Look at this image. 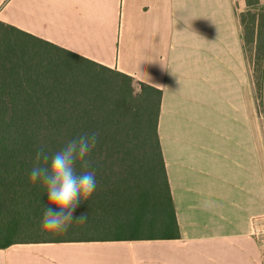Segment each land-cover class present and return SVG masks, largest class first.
<instances>
[{"label": "crops", "instance_id": "0c3cea01", "mask_svg": "<svg viewBox=\"0 0 264 264\" xmlns=\"http://www.w3.org/2000/svg\"><path fill=\"white\" fill-rule=\"evenodd\" d=\"M234 0H0V27L162 91L177 239L17 243L0 264H264V128ZM17 30V32H16Z\"/></svg>", "mask_w": 264, "mask_h": 264}, {"label": "trees", "instance_id": "16d2710c", "mask_svg": "<svg viewBox=\"0 0 264 264\" xmlns=\"http://www.w3.org/2000/svg\"><path fill=\"white\" fill-rule=\"evenodd\" d=\"M241 17L244 48L255 47L251 79L260 110L264 19L252 10ZM12 33L0 27V249L179 238L158 135L162 91L51 43L36 40L30 53L17 51ZM93 131L99 133L91 154L97 188L76 210L88 214L87 222L63 234L42 231L47 197L40 182L29 180L37 150L55 152Z\"/></svg>", "mask_w": 264, "mask_h": 264}, {"label": "clouds", "instance_id": "9594fccd", "mask_svg": "<svg viewBox=\"0 0 264 264\" xmlns=\"http://www.w3.org/2000/svg\"><path fill=\"white\" fill-rule=\"evenodd\" d=\"M98 138V132H84L55 152L46 150L44 145L37 150L29 180L40 182L47 197L39 221L42 231L63 234L73 223L87 222L88 214L76 215V210L97 188L91 154Z\"/></svg>", "mask_w": 264, "mask_h": 264}, {"label": "rangeland", "instance_id": "374dc122", "mask_svg": "<svg viewBox=\"0 0 264 264\" xmlns=\"http://www.w3.org/2000/svg\"><path fill=\"white\" fill-rule=\"evenodd\" d=\"M237 15L243 28V35H246L244 24L242 23V15H246L249 10L253 13L259 14L260 18L264 19V0H257L254 4L249 5V0H237ZM246 59L249 65L250 74L254 66L255 47L252 44H246ZM259 113L261 115V126L264 128V108L260 106Z\"/></svg>", "mask_w": 264, "mask_h": 264}, {"label": "built area", "instance_id": "2783aa9c", "mask_svg": "<svg viewBox=\"0 0 264 264\" xmlns=\"http://www.w3.org/2000/svg\"><path fill=\"white\" fill-rule=\"evenodd\" d=\"M251 235L261 245L264 255V217L253 219Z\"/></svg>", "mask_w": 264, "mask_h": 264}]
</instances>
